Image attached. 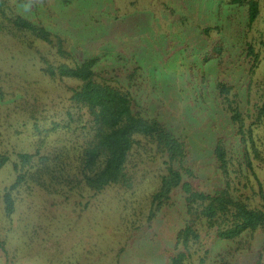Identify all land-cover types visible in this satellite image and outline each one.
I'll return each instance as SVG.
<instances>
[{
    "label": "rangeland",
    "instance_id": "374dc122",
    "mask_svg": "<svg viewBox=\"0 0 264 264\" xmlns=\"http://www.w3.org/2000/svg\"><path fill=\"white\" fill-rule=\"evenodd\" d=\"M252 1L259 14L249 28L247 6L231 0H0L5 18L46 29L71 55L59 58L33 37L22 44L8 33L11 23L0 20V157L35 152L33 123L40 129L67 123L88 127V113L71 99L79 82L52 79L42 69L109 56L126 63L117 76L124 89L126 71L140 68L134 112L157 119L185 142L193 174L185 181L197 192L212 193L223 185L213 157L216 141L233 154L238 148L236 129L219 111L217 83L233 87L244 111L245 94L253 104L264 90V0ZM205 29L211 31L204 34ZM249 48L258 60L253 70ZM257 134L264 142V128ZM261 158L255 163L259 181L251 178L250 184L254 204L264 211V149ZM128 171L133 180L128 190L111 187L67 200L19 187L7 213L3 195L13 176L5 165L0 264H169L179 254L183 264H264V232L237 242L210 233L188 251L176 246L184 225L179 192L149 219L150 196L165 174L162 161L140 152Z\"/></svg>",
    "mask_w": 264,
    "mask_h": 264
},
{
    "label": "trees",
    "instance_id": "16d2710c",
    "mask_svg": "<svg viewBox=\"0 0 264 264\" xmlns=\"http://www.w3.org/2000/svg\"><path fill=\"white\" fill-rule=\"evenodd\" d=\"M231 4L247 6V27L251 28L259 14L258 4L252 0H231ZM2 6L0 3V8ZM1 13L0 20L11 23L8 33L16 41L25 44L28 37H33L51 46L59 58H71L59 37L19 17L12 20ZM209 31L203 32L208 34ZM248 55L254 60L253 70L258 60L250 48ZM125 66L123 61L104 56L74 67L61 64L42 69L52 79L58 77L79 82L71 99L86 110L90 125L52 124L49 129H40L33 123L35 152H18L14 159L0 157V170L6 165L13 176V184L3 195L6 212L12 211V192L19 187L24 188L25 193L29 190L66 200L72 194H98L111 187L128 190L133 181L128 166L142 152L147 157L161 160L165 172L157 190L150 196L149 219L169 204L174 192L182 196L184 225L176 236V246L188 251L190 245L199 243L202 235L210 233L220 241L237 242L252 240L257 232H264V211L254 204L256 192L250 184L251 178L259 181L255 163L262 159L261 150L264 149V142L257 134L264 128V90L257 92L253 104L245 94L248 107L244 111L233 87L217 83L219 111L236 129L234 138L238 148L233 154L226 150L221 139L216 141L213 157L223 185L212 193H201L185 181V177H193L185 142L157 119L134 112L132 91L138 87L141 70L133 66L132 71H126L123 80L127 87L124 89L119 86L117 76L121 73L120 68ZM97 70L100 71L97 73ZM69 122H73L72 116ZM262 189L260 183V195ZM249 191L251 196H248ZM184 259V254H179L169 264H183Z\"/></svg>",
    "mask_w": 264,
    "mask_h": 264
}]
</instances>
